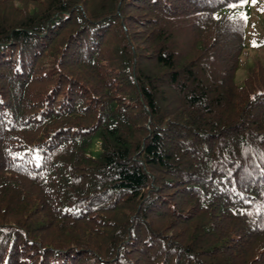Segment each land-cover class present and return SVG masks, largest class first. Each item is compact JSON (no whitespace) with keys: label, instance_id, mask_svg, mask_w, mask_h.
Listing matches in <instances>:
<instances>
[{"label":"trees","instance_id":"16d2710c","mask_svg":"<svg viewBox=\"0 0 264 264\" xmlns=\"http://www.w3.org/2000/svg\"><path fill=\"white\" fill-rule=\"evenodd\" d=\"M231 4L0 0V264H264V0Z\"/></svg>","mask_w":264,"mask_h":264},{"label":"snow or ice","instance_id":"6c2138e0","mask_svg":"<svg viewBox=\"0 0 264 264\" xmlns=\"http://www.w3.org/2000/svg\"><path fill=\"white\" fill-rule=\"evenodd\" d=\"M246 3H248V0H239V4H231L229 6L232 8H235L238 6H243ZM252 3H256V0H252ZM240 18L247 19V17L243 13L240 14ZM252 43H253V46H257L256 41H253Z\"/></svg>","mask_w":264,"mask_h":264}]
</instances>
